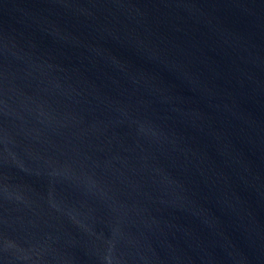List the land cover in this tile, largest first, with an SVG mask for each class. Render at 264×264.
<instances>
[{
  "label": "water",
  "instance_id": "95a60500",
  "mask_svg": "<svg viewBox=\"0 0 264 264\" xmlns=\"http://www.w3.org/2000/svg\"><path fill=\"white\" fill-rule=\"evenodd\" d=\"M0 264H264V0H0Z\"/></svg>",
  "mask_w": 264,
  "mask_h": 264
}]
</instances>
